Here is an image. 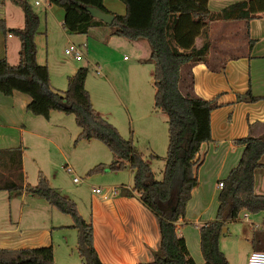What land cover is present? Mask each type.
<instances>
[{
    "label": "trees",
    "instance_id": "1",
    "mask_svg": "<svg viewBox=\"0 0 264 264\" xmlns=\"http://www.w3.org/2000/svg\"><path fill=\"white\" fill-rule=\"evenodd\" d=\"M22 11V25L6 26L0 17L3 33L18 38L17 61L10 63L0 57V92L13 90L26 93L29 100L26 110L48 117L52 110L72 113L79 127L77 137L102 141L114 158L106 165L111 169L128 167L132 172L130 189L139 201L154 215L158 229V242L147 261L133 263L102 262L92 245L91 221H86L76 210L74 201L50 186L38 172L35 184L23 185L7 178L0 186L7 191L23 189L42 197L50 206L68 213L70 226L76 229V251L80 257L72 264H228L218 246V236L227 232L221 228L226 221L239 218L240 213H262L264 224V194L253 189L256 169H264L260 156L264 154V130L261 135L250 133L234 139L242 145L237 163L221 179L216 194L214 217L198 226V246L202 262L196 263L189 255L182 236L175 231V221L184 214L190 189L196 183L195 154L201 142L209 139V113L216 105L213 98H202L192 89L189 66L205 60L209 41L198 46L195 37L205 29L211 19H248L264 15V0H234L216 12L207 8V0H120L123 13L110 12L103 0H46L63 9L61 25L67 33H85L89 26L102 24L89 7L113 14L109 23L114 33L130 39H145L148 58L152 62V104L166 116V148L162 157L161 177L155 179L149 164L141 157L130 138L122 137L116 127L99 115L90 101L84 86L86 67L78 66L66 75V87L58 90L49 86L48 68L35 58L34 35L38 15L27 0H10ZM5 33V34H6ZM238 98L254 100L257 96L248 91ZM20 147L2 148L0 151L15 154V169L20 171ZM156 157V154H149ZM250 243L255 249H264V226L253 228ZM0 264H60L53 260L51 244L24 247H0Z\"/></svg>",
    "mask_w": 264,
    "mask_h": 264
},
{
    "label": "crops",
    "instance_id": "2",
    "mask_svg": "<svg viewBox=\"0 0 264 264\" xmlns=\"http://www.w3.org/2000/svg\"><path fill=\"white\" fill-rule=\"evenodd\" d=\"M232 1L207 0L206 5L210 11L216 12ZM103 4L108 9L104 0ZM123 11L124 5L120 12ZM0 17L9 26L1 9ZM5 36L0 57L10 62L14 57L7 56L8 45H12L13 51L17 53L19 41L9 32ZM204 39L209 41L205 60L193 62L189 66L192 89L202 98H213L216 105L209 113V139L200 143L195 154L196 183L190 189L183 216L175 221L176 234L183 237L188 253L196 263L202 262L198 226L214 217L215 212L211 213L208 207L213 201L216 209L217 182L239 158L242 145L234 142V139L248 133L258 136L264 130V15L250 18L246 23L242 19H211L195 37L194 45L198 46ZM246 91L257 98L246 100L237 97V94L242 96ZM88 93L93 105L91 94ZM28 100L29 96L18 90L10 94L0 92V149L18 146L21 149L20 171L15 169V154L0 151V186L7 178L19 180L22 185L26 182L24 135L28 133L41 137L36 131L37 126L46 128V125H51L52 111L48 117H42L43 122L37 118L39 115L26 110ZM140 109L144 111L138 108L139 117L148 116L146 109ZM48 128L52 130L51 126ZM260 161L264 163V154L260 156ZM260 169L254 173L253 189L264 194V174L259 172ZM130 185L126 184L121 189H130ZM121 189L105 200L92 193V245L98 258L105 263L150 260L158 242L156 219L139 201L135 192L124 195ZM25 193L28 194L27 198ZM48 205L43 198H36L23 189L9 192L0 187V247L51 244L54 262L65 264L62 263L66 262L63 259L65 256L56 252L51 242L52 218ZM188 222L194 223L197 229L196 239L186 230Z\"/></svg>",
    "mask_w": 264,
    "mask_h": 264
},
{
    "label": "rangeland",
    "instance_id": "3",
    "mask_svg": "<svg viewBox=\"0 0 264 264\" xmlns=\"http://www.w3.org/2000/svg\"><path fill=\"white\" fill-rule=\"evenodd\" d=\"M104 2L110 12L121 13L123 3L120 0ZM1 4L6 23L9 26L22 25L20 7L10 0H0ZM30 5L38 15L37 32L34 35L35 58L38 63L47 65L49 86L64 89L66 75L78 66H85L84 86L91 94L92 106L116 127L122 137L131 139L141 157L148 162L153 177L159 179L167 141L166 116L152 108V62L148 58L146 40L116 34L115 26L106 22L100 26H89L85 33H67L61 25L62 7L48 2ZM5 33L0 29V51ZM82 42L84 45H81ZM68 43L79 47V59L63 52ZM7 56L14 57L10 63L17 61V53L13 51L12 45H8ZM138 108L139 111H144L140 108L146 109L148 116L139 117ZM37 118L44 120L41 115ZM50 122L51 125H46V128L37 126L36 131L41 137L28 133L24 135L25 181L35 184L40 172L50 186L74 201L77 212L88 221L94 193L91 188L100 186L104 190L116 186L120 190L122 186L131 184L132 172L128 167L108 168L106 164L114 155L98 139L77 137L79 127L72 113L52 110ZM150 153L156 154V157L149 158ZM67 166H70V171H66ZM259 172L264 174V169ZM72 176H77L78 181H73ZM25 195L27 198L28 194ZM48 208L52 218L51 242L54 249L65 256L63 259L66 262L62 263H78L80 257L75 247L76 229L70 226L71 216L54 206ZM208 208L214 213L215 202L212 201ZM260 220L261 213H249L246 219L240 213L239 218L225 222L227 232L218 236V246L228 264H246V257L253 248L250 243L252 230L264 226ZM251 221L260 225L254 227ZM186 230L196 239L194 223L188 222Z\"/></svg>",
    "mask_w": 264,
    "mask_h": 264
},
{
    "label": "built area",
    "instance_id": "4",
    "mask_svg": "<svg viewBox=\"0 0 264 264\" xmlns=\"http://www.w3.org/2000/svg\"><path fill=\"white\" fill-rule=\"evenodd\" d=\"M27 1L30 4L32 3L34 5H39V4H43V3L47 2L46 0H27ZM81 45H84V43H82ZM63 52L72 54L75 59L80 58V49L74 43H68L67 46H65L63 48ZM65 169H66V171L71 170L70 166L65 167ZM72 180L78 181V177L72 176ZM221 185H222V181L218 180L217 186L220 187ZM91 189L94 193H98V195L104 200L109 199L111 196L116 195L119 191V190H117L116 186H109V187L105 188L104 190H102L100 186H93ZM248 214L249 213L247 211L242 212V216L245 219L247 218ZM251 222H253V221H251ZM252 224L254 227L258 226V224L255 222H253ZM246 264H264V249L252 248L246 257Z\"/></svg>",
    "mask_w": 264,
    "mask_h": 264
},
{
    "label": "water",
    "instance_id": "5",
    "mask_svg": "<svg viewBox=\"0 0 264 264\" xmlns=\"http://www.w3.org/2000/svg\"><path fill=\"white\" fill-rule=\"evenodd\" d=\"M90 13L95 16L96 18L102 20L103 22L110 23L113 19V14L109 12L102 11L96 7H89L88 8ZM225 227L223 226L221 230H224Z\"/></svg>",
    "mask_w": 264,
    "mask_h": 264
}]
</instances>
